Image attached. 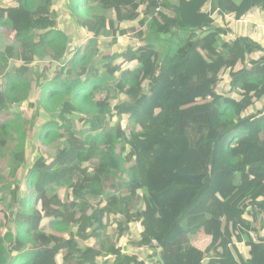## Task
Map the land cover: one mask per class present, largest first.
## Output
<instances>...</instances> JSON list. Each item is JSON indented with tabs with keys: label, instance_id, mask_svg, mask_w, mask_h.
<instances>
[{
	"label": "trees",
	"instance_id": "trees-1",
	"mask_svg": "<svg viewBox=\"0 0 264 264\" xmlns=\"http://www.w3.org/2000/svg\"><path fill=\"white\" fill-rule=\"evenodd\" d=\"M54 1L0 6V154L34 64L52 50L60 62L40 84L51 155L3 184L0 264H264V33L231 28L264 0H68L85 31L73 44ZM110 226H138L140 252L91 248Z\"/></svg>",
	"mask_w": 264,
	"mask_h": 264
},
{
	"label": "rangeland",
	"instance_id": "rangeland-1",
	"mask_svg": "<svg viewBox=\"0 0 264 264\" xmlns=\"http://www.w3.org/2000/svg\"><path fill=\"white\" fill-rule=\"evenodd\" d=\"M10 0H0V6H4V8H8L11 4L9 3ZM54 7L57 9L58 16H59V23L60 28L64 30L71 38V43H76L77 41L82 40V35L85 33L83 28H80L78 26V23L76 21H73L70 16V11L68 7V0H55ZM98 13V10L97 12ZM117 10H113L111 13H106L107 17H110L114 20L117 19ZM252 19V16H247L244 20V22H249ZM218 23L221 22V19H218ZM254 23V22H252ZM251 23V24H252ZM256 27L257 26L256 24ZM233 32V31H232ZM231 32V33H232ZM236 33V32H235ZM234 32L232 33L235 34ZM130 38L133 39L129 40V42H132V45H135L136 41H138L134 36H131ZM111 38L109 37L108 40ZM10 40L11 43L14 42V35L7 34L3 36L2 44H7V42ZM108 40L102 42L99 45V48L103 51L107 52H113L116 46L111 45V42L108 43ZM125 41V38H121L120 42L123 43ZM88 41H86L82 46H86ZM59 50H52L49 51L45 56L42 58H39L36 63L34 64L33 71L29 77L31 83H32V91H30L28 99L23 103L18 104L17 102L12 103L11 106L12 111L16 114L14 117L12 115L9 116V119H14L17 129L13 131L9 136V143L8 146L2 150L0 154V174L6 179L0 185V198L4 194H9V192L3 188V184L8 182H13L15 179L19 182L18 179L24 178L25 174L27 173L28 169L31 167L33 161H35L36 158L39 156H48L51 155V148L44 146L41 144L39 140V131L40 127L48 121L50 118L48 114L42 109L39 103L40 100V91L41 87L40 84L42 82V78L45 76H48L49 74L53 73L56 68L60 66V62L55 60L54 58L57 56V53ZM73 53V50H71V54ZM19 65V63L12 62V66ZM126 66V65H125ZM104 68L102 69V72L104 73ZM117 77H120V73L117 75ZM1 81V80H0ZM104 95V94H103ZM101 95H99L100 97ZM18 114V115H17ZM81 114H75V119H78L79 117H82ZM124 126L128 127L127 120L124 121ZM23 144L24 149H26V161L24 162V165H22V168L17 172L16 178H13L10 176V169L13 165L14 161V154L19 149L18 147ZM24 182V181H22ZM24 184V183H23ZM25 185V184H24ZM23 185L22 193L23 196L27 194L26 187ZM65 188H58L51 193L52 202L56 208H60L65 200ZM9 200V198H8ZM4 210V206L0 204V220L2 217V213ZM66 219L72 224V222H77L78 215L76 214H70L66 216ZM8 229L3 228L1 229V232L4 234ZM140 228L138 226L132 227V234H130L127 237H122L120 233L116 231L115 226H110L108 229H105L101 232V235L99 238H92L90 239V246L95 251H98L102 249L103 246H107L110 244H114L115 247H122L126 252L135 251L140 252L138 248V245L136 243V240L139 235ZM105 256V254L103 253ZM147 261V260H146ZM148 262V261H147ZM102 264V263H99Z\"/></svg>",
	"mask_w": 264,
	"mask_h": 264
},
{
	"label": "crops",
	"instance_id": "crops-1",
	"mask_svg": "<svg viewBox=\"0 0 264 264\" xmlns=\"http://www.w3.org/2000/svg\"><path fill=\"white\" fill-rule=\"evenodd\" d=\"M252 16V19L247 23L244 21H235L232 23L231 28L235 35H245V36H251L253 38H257L259 34L264 33L263 29L259 27H255L256 23H262L264 20V11L263 10H257L250 13ZM254 22V23H252ZM252 23V24H251ZM264 23V21H263Z\"/></svg>",
	"mask_w": 264,
	"mask_h": 264
},
{
	"label": "built area",
	"instance_id": "built-area-1",
	"mask_svg": "<svg viewBox=\"0 0 264 264\" xmlns=\"http://www.w3.org/2000/svg\"><path fill=\"white\" fill-rule=\"evenodd\" d=\"M261 28H263L264 29V24L262 25V27Z\"/></svg>",
	"mask_w": 264,
	"mask_h": 264
}]
</instances>
